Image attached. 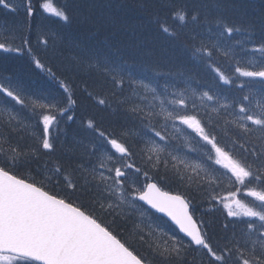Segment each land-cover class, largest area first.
I'll list each match as a JSON object with an SVG mask.
<instances>
[{
	"label": "snow or ice",
	"instance_id": "6c2138e0",
	"mask_svg": "<svg viewBox=\"0 0 264 264\" xmlns=\"http://www.w3.org/2000/svg\"><path fill=\"white\" fill-rule=\"evenodd\" d=\"M234 8L233 0H71L63 8L0 0V51L26 50L63 90L36 96L19 79L0 82V264H145L125 233L164 264H190V252L200 254L196 264H264V6L239 19ZM129 13L167 42L164 63L126 51ZM43 14L58 17V31ZM41 55L60 65L62 78ZM81 100L93 111L69 137L61 119L75 122ZM11 101L39 117L42 131H31ZM107 118L124 122L118 132L104 127ZM185 128L204 143H191ZM26 135L32 140L21 145ZM207 161L231 173L225 195L217 189L226 174L217 177ZM166 183L206 196L210 208L222 204L219 231L194 219L191 201L162 190ZM141 201L188 241L148 242L156 229Z\"/></svg>",
	"mask_w": 264,
	"mask_h": 264
},
{
	"label": "trees",
	"instance_id": "16d2710c",
	"mask_svg": "<svg viewBox=\"0 0 264 264\" xmlns=\"http://www.w3.org/2000/svg\"><path fill=\"white\" fill-rule=\"evenodd\" d=\"M70 2L71 0H52L54 6L60 8L66 7L67 5H69ZM233 2L235 4V8L231 11L230 15L235 16L237 19L242 18L244 14H247L248 17H258L260 14L261 6H264V0H233ZM179 3H182V0H177V4ZM2 12L3 10L0 9V14H2ZM43 15L45 18L43 22L47 25V27L52 31H58V17L50 14ZM128 15L130 18L127 20V23L131 26V28L128 33H125L123 36L120 37L125 44L133 46L131 48L126 49V51L134 54L138 59H143L146 62L164 63L166 57H164L163 53L161 52V49H166L168 47L167 42L156 35L155 30L151 25L147 24L146 22L141 24V22L135 18L134 14L129 13ZM63 23V21H59V24ZM131 29H135V32H133ZM66 31L72 35H75L76 33V29H68ZM58 35H63V33H58ZM36 39L37 37L35 31H33L32 44L34 51L36 50ZM17 43H19V41H17ZM138 43L140 44V48L135 47V45ZM144 49H150L152 51V55L140 57V52ZM39 51L42 52L43 49L41 48ZM40 58L45 63L46 68L51 67L52 71L56 74V76L61 78L63 77L62 69L57 62H49L48 58L44 55H41ZM165 66H167V64H165ZM5 76L19 79L24 83L29 92L34 93L36 96L51 97L56 96L63 91L62 89H59L57 81L52 79L46 70L42 71L41 69L35 67V65L31 61V58L27 55L26 50L21 53H5L3 51H0V82H2V78ZM197 78L201 80H206L208 79V76L200 74ZM158 79L163 80L164 78L161 77ZM4 99L5 98L2 96V94H0V121L6 119V106L3 103ZM7 99L10 100V98ZM10 103L13 110L17 113L19 119L24 123L32 126L31 131L36 133L42 131V124L39 123V117L34 116L31 112H29L25 108H22L20 105H15L14 101H11ZM92 111L93 110L87 105L85 101H79L78 107L74 109V114L76 116L75 122H68L65 119H61L60 128L67 131L68 136L71 137L74 133L79 132L81 116L90 115ZM123 123V121L113 122L111 118H107L105 120L104 127L108 128L109 131H111L112 129H116V131L118 132ZM4 131L5 129L0 128V132ZM185 132L190 138L191 143L195 144L197 141H199L200 144L204 143L203 141H200V138L191 129L185 128ZM12 139L13 142H16L17 138L13 136ZM31 140L32 137L26 135L24 140L20 141V143L21 145H26L30 143ZM219 140L220 146L222 147H225V145L230 143L226 137H223L222 134L219 137ZM56 143L57 145H59L60 141H56ZM205 147L206 151L211 152L210 145H206ZM225 150H229L228 147H225ZM211 154L214 160L215 153L211 152ZM196 155L197 154H193V158H195ZM199 155H203V153H200ZM207 165L210 166V168L216 170L215 175L217 177H221V174H226L221 177L224 183L221 184L220 187L217 189V191L220 192L221 195H225L228 183L227 177L230 176L231 173L227 172V169L223 168L222 165L214 164L213 161H207ZM37 179H39V177H37ZM160 186L164 190L185 196L188 200L191 201V211L193 213L194 218L198 222L200 220H203L206 223L208 221H212L214 223L216 231H219V225L223 223L224 218L227 216V213L223 209L222 204H215V202H213L215 207L210 208L206 196L190 193L186 191L183 187H181L178 183H166L161 184ZM232 190L234 191L235 189L233 188ZM194 195L195 199H193ZM240 197L244 199L245 202H250L253 199L251 197H245L243 193L240 194ZM143 207L145 208V206ZM147 211L151 216L152 226L154 229H156V231H153L152 236L148 237V242H159L163 244V241L167 239L169 235L161 230L162 226L163 228L167 227L168 229H170V231L178 238L186 242L188 241L186 238L180 235L177 229L172 224H170L165 218L150 210ZM152 219H155L156 221L160 222V228H158L152 222ZM129 227H131V225H129ZM148 231L149 228L147 227V224H145L144 232L147 233ZM125 235L132 247L141 256L144 257L146 264H164L163 258L153 253L148 247L147 243H141L138 239L128 236L127 233H125ZM188 259L190 261V264H196V262L201 259V256L197 252H190Z\"/></svg>",
	"mask_w": 264,
	"mask_h": 264
},
{
	"label": "water",
	"instance_id": "95a60500",
	"mask_svg": "<svg viewBox=\"0 0 264 264\" xmlns=\"http://www.w3.org/2000/svg\"><path fill=\"white\" fill-rule=\"evenodd\" d=\"M162 190H164V189H162ZM164 191H166V190H164ZM169 192V191H168ZM170 194H173V195H176L177 193H172V192H169ZM141 204H143L144 206H146L149 210H151V211H153V212H155V213H157V214H159L160 216H162V217H164L167 221H169L178 231H179V229L176 227V225L171 221V219L169 218V217H167L164 213H159V212H156V210L155 209H151L148 205H145L142 201L140 202ZM189 211L191 212V206H190V208H189ZM195 219V218H194ZM179 233L180 234H182L183 236H184V234L183 233H181L180 231H179ZM184 237H186V236H184ZM187 238V237H186ZM188 239V238H187Z\"/></svg>",
	"mask_w": 264,
	"mask_h": 264
},
{
	"label": "rangeland",
	"instance_id": "374dc122",
	"mask_svg": "<svg viewBox=\"0 0 264 264\" xmlns=\"http://www.w3.org/2000/svg\"><path fill=\"white\" fill-rule=\"evenodd\" d=\"M144 208V207H143ZM145 209H147L146 207H145ZM148 210V209H147ZM152 222L158 227V228H160V222H158V221H156L155 219H152ZM163 226L161 227V230L162 231H164V232H166L169 236H175L171 231H170V229H168L167 227H165V228H163Z\"/></svg>",
	"mask_w": 264,
	"mask_h": 264
}]
</instances>
